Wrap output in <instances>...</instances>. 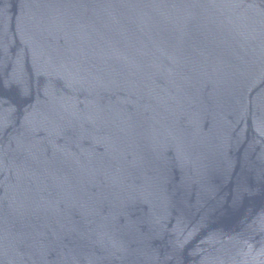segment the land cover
Here are the masks:
<instances>
[{
    "label": "water",
    "instance_id": "95a60500",
    "mask_svg": "<svg viewBox=\"0 0 264 264\" xmlns=\"http://www.w3.org/2000/svg\"><path fill=\"white\" fill-rule=\"evenodd\" d=\"M0 264H264V0H0Z\"/></svg>",
    "mask_w": 264,
    "mask_h": 264
}]
</instances>
